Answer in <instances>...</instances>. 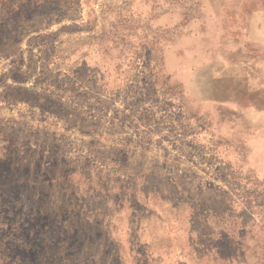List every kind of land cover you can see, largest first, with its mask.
<instances>
[{
	"label": "rangeland",
	"instance_id": "1",
	"mask_svg": "<svg viewBox=\"0 0 264 264\" xmlns=\"http://www.w3.org/2000/svg\"><path fill=\"white\" fill-rule=\"evenodd\" d=\"M0 264H264V0H0Z\"/></svg>",
	"mask_w": 264,
	"mask_h": 264
}]
</instances>
